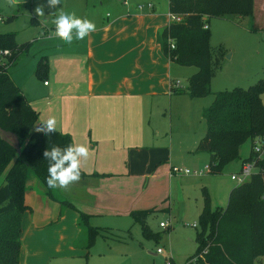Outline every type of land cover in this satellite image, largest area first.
Listing matches in <instances>:
<instances>
[{
    "label": "crops",
    "instance_id": "1",
    "mask_svg": "<svg viewBox=\"0 0 264 264\" xmlns=\"http://www.w3.org/2000/svg\"><path fill=\"white\" fill-rule=\"evenodd\" d=\"M102 1L86 0L77 14L93 21L95 31L72 44L59 39L60 45L48 49L43 83L34 82L32 73L11 75L42 122L55 117L58 131L89 148L81 168L88 177L68 190L57 188L73 208L37 186L27 189L30 210L22 219L19 264H69L80 257L81 213L132 217L134 211L155 207L147 208L143 198L133 200L131 194L133 185L151 176L156 162L151 151L159 148V135L152 120L165 107L164 99L180 89L177 64L165 55L161 37L171 24L169 0H119L109 7ZM260 6L264 9V0ZM257 8L254 0L253 14L239 17L253 18ZM24 78L27 84H19ZM10 167L0 176V186Z\"/></svg>",
    "mask_w": 264,
    "mask_h": 264
},
{
    "label": "trees",
    "instance_id": "2",
    "mask_svg": "<svg viewBox=\"0 0 264 264\" xmlns=\"http://www.w3.org/2000/svg\"><path fill=\"white\" fill-rule=\"evenodd\" d=\"M171 15L184 16L182 23H171L162 31L163 51L181 67H195L197 72L188 79L186 91L191 99L209 96L211 82L222 69L226 50L211 44L210 21L228 16H251L254 0H169ZM10 21V20H9ZM32 20V23H35ZM207 25V29L205 28ZM15 34H0V51L8 50L5 63H0V126L18 137L20 153L0 136V176L10 167L5 183L0 187V264H19L21 250L22 219L30 210L25 202L28 188L37 186L52 200L73 208L60 198V192L46 183L48 161L43 152L52 144L61 147L73 143L72 137L57 130L45 136L33 128L38 113L32 108L22 90L14 83L10 67L29 43L19 45ZM169 40L175 49H169ZM48 64L41 58L36 76L45 79ZM213 104L203 112L206 131L196 152L209 157L207 172L218 174L225 166L240 159L239 151L248 141L264 137V79L249 89L215 92ZM256 161L257 172L245 183L235 187L229 195L225 210H213L209 194L203 188V207L199 221L198 248L187 264H256L264 258V155L258 158L253 151L242 163ZM88 175L81 170V178ZM151 210L134 211L131 216L141 225L146 237H153L145 225ZM90 216L81 213L78 226L81 236L86 231L85 250L88 256L97 235L105 232L90 224ZM207 233V234H206ZM80 236V238H81ZM169 264H174L170 261Z\"/></svg>",
    "mask_w": 264,
    "mask_h": 264
},
{
    "label": "rangeland",
    "instance_id": "3",
    "mask_svg": "<svg viewBox=\"0 0 264 264\" xmlns=\"http://www.w3.org/2000/svg\"><path fill=\"white\" fill-rule=\"evenodd\" d=\"M85 1L61 0V5L56 9L45 7L46 16L39 21L34 9L38 4H46V0H27L14 6L8 5L7 0H0V34H15L19 45L30 44L29 50L9 68L10 74L19 72L25 77L32 73L34 82H42L44 79L36 76L37 64L48 49L61 42L55 37L53 21L62 12L78 14ZM102 2L108 7L115 2L120 3L119 0ZM260 3L262 0H258L253 18L228 16L210 21L212 46H222L226 50L223 67L211 82L212 93L199 99H191L184 94L164 99L165 107L152 120L159 135L155 142L159 148L151 151L156 162L151 167V176L145 182L141 179L139 184L132 186L134 192L131 195L133 200L143 198L147 208L155 206L150 209L145 223L153 237H146L141 225L130 216L106 214L91 217L90 224L105 232V235L96 236L88 256H84L85 250L82 249L83 254L69 264H169L170 261L187 264L195 255L197 237L201 232L199 215L203 188L207 189L212 209L225 210L231 191L240 185L232 177L241 174L242 162L250 157L253 149L252 142L248 141L239 151L240 159L227 164L218 174L208 173L209 157L195 151L205 133L203 112L213 104V93L236 88L247 90L264 79V9ZM32 20L36 22L32 23ZM5 62V59L0 60V63ZM176 68L179 70L178 86L186 91L188 79L197 72V68L178 64ZM28 81V78H24V82L19 84L26 85ZM261 98L264 104V94ZM40 123L42 120L38 115L33 129ZM171 167L189 170L192 174L172 175ZM59 192V197L66 199L62 191ZM122 195L125 194H119L118 199ZM161 223L166 224L167 228H161ZM83 231L82 236L80 233V246L87 242L86 231ZM256 264H264V258Z\"/></svg>",
    "mask_w": 264,
    "mask_h": 264
},
{
    "label": "clouds",
    "instance_id": "4",
    "mask_svg": "<svg viewBox=\"0 0 264 264\" xmlns=\"http://www.w3.org/2000/svg\"><path fill=\"white\" fill-rule=\"evenodd\" d=\"M7 4L14 6L18 0H7ZM61 5V0H46V4H38L34 9L39 18L45 17V7L56 9ZM55 37L66 44H72L75 40H84L90 33L96 30L93 21L86 17H80L75 12L61 13L54 21ZM35 131L48 136L57 132L55 117H49L46 121L35 127ZM43 157L48 163V177L46 183L51 189L68 190L70 186L81 178L83 163L89 158V148L84 144L71 143L61 147L52 144L43 152Z\"/></svg>",
    "mask_w": 264,
    "mask_h": 264
},
{
    "label": "built area",
    "instance_id": "5",
    "mask_svg": "<svg viewBox=\"0 0 264 264\" xmlns=\"http://www.w3.org/2000/svg\"><path fill=\"white\" fill-rule=\"evenodd\" d=\"M125 4L128 3V0H124ZM149 8H152V4H148ZM139 9L142 10L143 6H139ZM184 20V16L181 15H171L170 14V22L171 23H182ZM205 28L207 29V25H205ZM169 49H175V44L172 40H169ZM10 52L8 50H1L0 51V60L4 59L5 57L9 56ZM47 84V83H45ZM253 149L252 151L254 152V154L258 157L261 158L264 155V137L263 138H257L253 141ZM257 172V168H256V161H252V162H246L243 163L242 166V170H241V174L237 175V176H233L232 180L233 181H237L240 184H243L245 182H247L252 175ZM185 174V175H191L192 172L189 170H181V169H177L175 167L171 168V174L172 175H176V174ZM195 175H197V173H194ZM160 227L163 229L167 228V225L164 223L160 224ZM194 228H196V225H193ZM159 254H161V251H158Z\"/></svg>",
    "mask_w": 264,
    "mask_h": 264
},
{
    "label": "water",
    "instance_id": "6",
    "mask_svg": "<svg viewBox=\"0 0 264 264\" xmlns=\"http://www.w3.org/2000/svg\"><path fill=\"white\" fill-rule=\"evenodd\" d=\"M24 2H27V0H18V3H24ZM0 136L3 140L13 145L17 149V151L20 153L18 137L14 133L5 131L0 126Z\"/></svg>",
    "mask_w": 264,
    "mask_h": 264
}]
</instances>
